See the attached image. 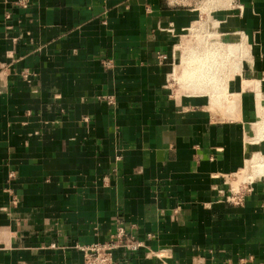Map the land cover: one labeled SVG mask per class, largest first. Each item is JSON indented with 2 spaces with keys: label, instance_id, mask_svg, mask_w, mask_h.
<instances>
[{
  "label": "crops",
  "instance_id": "obj_1",
  "mask_svg": "<svg viewBox=\"0 0 264 264\" xmlns=\"http://www.w3.org/2000/svg\"><path fill=\"white\" fill-rule=\"evenodd\" d=\"M21 2L0 0V264H83L117 223L144 244L111 264H264V176L228 200L264 157V0L214 12L219 46L175 53L196 8Z\"/></svg>",
  "mask_w": 264,
  "mask_h": 264
},
{
  "label": "built area",
  "instance_id": "obj_2",
  "mask_svg": "<svg viewBox=\"0 0 264 264\" xmlns=\"http://www.w3.org/2000/svg\"><path fill=\"white\" fill-rule=\"evenodd\" d=\"M29 0H22L21 5L27 6ZM232 0L229 2L231 7ZM237 9L240 12H243V6L239 5ZM206 20H209L208 23L205 22L202 16H199L191 26L184 29V33L180 35V44L174 48L173 53L181 52L189 48V46L194 45L195 43H212L219 46L220 41L222 42V32L218 28V22L213 18V12L207 14ZM215 21L210 24V22ZM163 30H168L172 34H177V30L174 25L171 23L167 28ZM184 36L183 40L181 37ZM223 43V42H222ZM160 61L165 64H174L172 61V56L169 57L165 53H159ZM238 64H240L238 62ZM174 66V65H172ZM176 70L173 69L171 73L172 82H176L175 76ZM264 77V75H263ZM244 194L235 192V189L231 190V196L228 198L229 201H232L235 204H242L244 202ZM143 242L138 240L135 236L128 233L125 226L122 223H117L114 233L110 240L106 242H97L89 245L80 246V249L84 254L83 264H111L113 261V253L116 249L122 248L129 251H136L143 246ZM162 264H167L162 261Z\"/></svg>",
  "mask_w": 264,
  "mask_h": 264
},
{
  "label": "rangeland",
  "instance_id": "obj_3",
  "mask_svg": "<svg viewBox=\"0 0 264 264\" xmlns=\"http://www.w3.org/2000/svg\"><path fill=\"white\" fill-rule=\"evenodd\" d=\"M170 2L172 4H174V5H177V6H184V7H189V8H193V9L196 8V10L198 11L199 15L203 17V19L205 20L206 23H208L209 20H206L207 14H210V12H213V15H214L215 11L223 10L224 8H227L229 6L230 0H170ZM214 22L215 21L213 20L212 22H210V24H212ZM212 60H213L212 57H210L208 59V61L205 62L204 66H206L207 63L211 62ZM213 82H215V81H213ZM255 131H256V134L258 136V139H264V119H263V121L259 122L256 125ZM259 157H261V156H259ZM250 161L248 162V166L244 170V172L240 173V174H237L233 178V182H235L234 183V187H235L234 189H235V192H237V193H239V192L242 193L243 188L248 189L250 187V185H251V183H249V181H251L252 179L253 180L255 179V175L253 177H251L253 175V173H254V172L252 173V171H251V170H253L254 166L252 167L253 160L250 159ZM250 173H252V174H250ZM261 176H264V174L261 175ZM256 177H258V176H256ZM260 177H258V178H260ZM236 180L238 182H236ZM230 202H232V201H230Z\"/></svg>",
  "mask_w": 264,
  "mask_h": 264
},
{
  "label": "bare ground",
  "instance_id": "obj_4",
  "mask_svg": "<svg viewBox=\"0 0 264 264\" xmlns=\"http://www.w3.org/2000/svg\"><path fill=\"white\" fill-rule=\"evenodd\" d=\"M229 45H230V44H229ZM229 45H228V49H229ZM240 45H242V44H240ZM230 47H231V45H230ZM232 47H233V46H232ZM238 47H239V43H238ZM243 47H244V45L241 47V49H242ZM235 48L238 49L237 46H236ZM235 48H233V49H235ZM230 49H232V48H230ZM233 49H232V52H235L236 50H233ZM243 49H244V48H243ZM238 51H239V50H238ZM241 51H242V50H241ZM236 52H237V51H236ZM243 52H245V54H246V50H245V49H244ZM247 52L249 53V51H247ZM209 53H210V52H209ZM207 54H208V52H207ZM210 54H211V53H210ZM237 54H238V52H237ZM237 54H236V55H237ZM228 55H229V53H228ZM230 55H233V54L230 53ZM247 55H249V54H247ZM205 56H207V55H205ZM211 56H212V55H211ZM240 56H242V54H241ZM243 56L245 57V55H243ZM243 56H242V57H243ZM209 57H210V56H209ZM209 57H208V58H209ZM230 57H231V56H230ZM234 57H236V56L233 55V58H234ZM206 58H207V57H206ZM247 58H248V57H247ZM203 59H205V57H204ZM240 59H241V57H240ZM240 59H239V61H240ZM241 60H242V59H241ZM203 61H204V60H203ZM233 61H234V60H233ZM239 61H238V62H239ZM234 62H236V61H234ZM238 62H237V67H238ZM239 63H240V62H239ZM212 64H213V63H212ZM212 64H211V65H212ZM224 64H225V63H224ZM229 64H230V62H229ZM211 65H208V66H211ZM235 65H236V64H235ZM239 65H240V64H239ZM213 66H214V65H213ZM213 66H211V67H213ZM225 66H228V65L226 64ZM229 68H230V67H229ZM188 69H189V68H188ZM237 69H238V68H236V66H235V68H234V73H235V71H236ZM190 70H191V69H190ZM229 71H230V69H229ZM229 71H228V72H229ZM223 72H224V71H223ZM232 72H233V71H232ZM192 73H193V72H192ZM230 74H231V73H230ZM189 75H190V74H189ZM192 75H193V74H192ZM209 75H210V73H209ZM223 75H224V74H223ZM227 75H229V74H227ZM227 75H226V77H227ZM234 75H235V74H234ZM187 77H188V76H187ZM208 77H211V76H208ZM208 77H207V78H208ZM218 77H219V76H218ZM182 78H183V77H182ZM211 78H216V76H215V77L212 76ZM216 79H217V78H216ZM208 80H209V79H208ZM211 80H212V79H211ZM250 80H252V79H250ZM253 80H254V79H253ZM195 83H196V82H195ZM223 83H224V82H223ZM254 84H255L254 82H249V81H247V82H246V87H254V86H255ZM187 85H188V84H187ZM191 85H192V84H191ZM196 85H197V84H196ZM223 85H224V84H223ZM223 85H221V86H223ZM244 85H245V82H244ZM221 86H220V87H221ZM224 86H225V85H224ZM221 88H222V87H221ZM223 88H224V87H223ZM242 88H243V87H242ZM254 89H255V87H254ZM256 89H257V88H256ZM199 90H200V89H199ZM212 90H213V93H214V89H212ZM212 90H211V93H212ZM247 90H248V89H247ZM259 90H260V89H259ZM190 91H191V90H190ZM190 91H189V92H190ZM208 91H209V90H208ZM208 91H207V92H208ZM225 91H226V90H225ZM242 91H243V90H242ZM191 92H192V91H191ZM191 92H190V94H191ZM195 93H196V92H195ZM204 93H205V92H204ZM204 93H203V94H204ZM213 93H212V94H213ZM205 94H206V93H205ZM208 94H210V92H209ZM214 94H215V93H214ZM214 94H213V96H214ZM218 94H219V93H218ZM228 94H229V93H228ZM236 94H237V93H236ZM220 95H221V93H220ZM225 95H226V92H225ZM213 96L210 95L209 97H213ZM218 96H219V95H218ZM223 96H224V95H223ZM226 96H228V95H226ZM216 97H217V96H216ZM216 97H215V98H216ZM233 97H234V96H233ZM215 98H213V99L215 100ZM224 98H225V96H224ZM234 98H237V95H236V97H234ZM239 98H240V97H239ZM209 99H210V98H209ZM213 99H212V100H213ZM222 99H223V97H222ZM226 99H227L229 102H230V100L233 101V98L229 100V98L226 97L225 100H226ZM217 100H219L220 102L223 101L222 104L224 103V100H221L220 98H219V99L217 98ZM234 101H236V100H234ZM225 102H226V101H225ZM229 102H227V103L229 104ZM237 102H239L238 99H237ZM227 103H226V104H227ZM227 107H228V105H227ZM229 107H230V106H229ZM227 110H228V109H227ZM261 159H262V160H261ZM263 159H264L263 157H259L258 155H254V156L251 158V160H253L252 167L254 166V167H253V170H254V171L251 170L252 173L254 172L253 175H252L251 177H253V176L255 175V179H256V178H258V177H260L261 175L264 174V160H263ZM249 161H250V160H249ZM250 162H251V161H250ZM249 164H250V163H249ZM249 166H250V165H249ZM250 168H251V167H250ZM256 176H258V177H256ZM251 177H250V178H251ZM252 180H253V179H252ZM234 183H235V182H234Z\"/></svg>",
  "mask_w": 264,
  "mask_h": 264
}]
</instances>
